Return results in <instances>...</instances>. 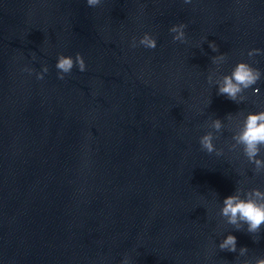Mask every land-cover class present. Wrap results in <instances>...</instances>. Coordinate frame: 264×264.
<instances>
[{
	"label": "water",
	"instance_id": "water-1",
	"mask_svg": "<svg viewBox=\"0 0 264 264\" xmlns=\"http://www.w3.org/2000/svg\"><path fill=\"white\" fill-rule=\"evenodd\" d=\"M188 25L187 44L169 28ZM149 32L154 51L130 47ZM215 42L213 52L208 42ZM264 49V0H0V261L3 264H242L264 256V232L232 231L216 215L236 186L264 189L242 154L200 149L211 119L256 111L207 84ZM87 70L57 78L56 57ZM254 67L264 72V56ZM49 68L43 81L22 72ZM211 103L208 107V101ZM244 172V175L240 173ZM259 240V242H254Z\"/></svg>",
	"mask_w": 264,
	"mask_h": 264
},
{
	"label": "clouds",
	"instance_id": "clouds-1",
	"mask_svg": "<svg viewBox=\"0 0 264 264\" xmlns=\"http://www.w3.org/2000/svg\"><path fill=\"white\" fill-rule=\"evenodd\" d=\"M104 0H85L87 7L97 8ZM184 5H192L194 0H182ZM185 23L174 24L169 28L173 43L187 44L188 38ZM205 42L207 38H205ZM209 48L213 52H219L215 42H208ZM130 47L135 49L142 47L146 50L154 51L158 47L157 37L149 32H145L138 40L132 38ZM248 61L241 60L232 67L227 74H221V66L224 65L228 57L219 54L211 58V63L215 65V70L207 76V84L215 88L217 96H223L227 100L240 105L249 100V93L252 97L261 96V81L264 80V72L253 64L258 63L255 57L264 56V49L252 48L246 53ZM55 69L57 78L64 80L66 76L72 74L76 69L80 73L87 70L84 57L77 53L75 57L59 54L56 57ZM22 72L28 75H35L37 80L43 81L49 72V68L42 66L39 72L32 68L25 67ZM211 100L208 101V107ZM256 111H240L236 115L227 114L223 119H211L210 130L199 138L201 151L217 157L225 155L224 148L217 147V141L226 130L225 121H234L228 131L231 133V142L226 145L229 152L242 154L247 163L252 166L251 172L254 176L264 175V103L254 101ZM244 175V172L240 173ZM216 215L223 224L230 226L232 231L222 234L216 247L221 252L237 254L239 257H247L249 249L247 247H237V237L231 234L233 231H245L252 237H259L264 232V189L260 187L245 188L242 184L236 186L233 194L225 197L219 206ZM259 242V240H254ZM0 264H3L0 261ZM120 264H132L131 259L125 255ZM242 264H264V256H257L253 259H245Z\"/></svg>",
	"mask_w": 264,
	"mask_h": 264
}]
</instances>
